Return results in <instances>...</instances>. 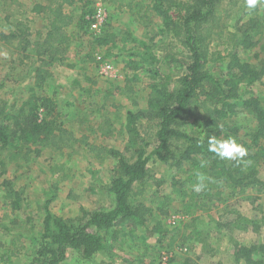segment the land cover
I'll use <instances>...</instances> for the list:
<instances>
[{
  "label": "trees",
  "instance_id": "1",
  "mask_svg": "<svg viewBox=\"0 0 264 264\" xmlns=\"http://www.w3.org/2000/svg\"><path fill=\"white\" fill-rule=\"evenodd\" d=\"M37 1L32 3L28 12L46 20L44 35L37 36L39 39L36 40L29 39L25 14L14 17L13 21L5 14L7 32H0V43L13 58H19V63L23 58L40 61L34 67L39 72L40 68L51 65L57 55L66 54L76 28L86 33L90 22L87 17L94 11L95 0ZM106 1L129 10L136 8L145 25L151 24L154 17L160 19L158 25L152 23L157 30L149 37L151 44L141 41L139 46L142 50L129 51L125 62L128 72L123 87L127 92L131 91V84L139 83L144 77L149 79L145 87L148 92L144 108L128 110L124 121L117 127V132L119 130L121 135L127 136V147L132 150L127 151L130 158H115V151L110 147L101 146L95 151V145L76 139L57 117L42 118L37 108L43 101H49L46 97H32L18 108L0 98V146L1 143L3 146L12 144L17 150L29 146L61 149L72 148L79 142L88 145V150L95 151L97 156L103 154L117 159V163L111 166L112 177L104 184L108 199L106 205L91 210L80 207L76 218L66 220L44 206L42 231L33 237L35 244L29 264H59L71 252L87 261L106 250L107 232L111 229L126 221L143 226L145 218L142 211L131 201L145 190L143 178L149 175L147 162L151 158L167 162L175 169L173 185L183 196L190 191L189 195L186 194L187 199L180 200V214L184 217L195 212L200 207L198 204L206 208L210 196L233 198L241 187L259 182L255 174L264 164V105L257 98L242 97L238 93L240 82L250 83L260 75L246 58L241 57V48H238L246 44L244 48L250 49L256 43L253 35L263 28L262 18L253 14L256 8L252 11L246 8L245 0H149L146 5L141 0ZM0 4H17V9L22 6L17 0H0ZM244 14L248 17L242 21ZM229 18L233 23L228 25L235 30L226 26ZM68 27L72 28L71 36ZM215 41L227 49L212 47ZM108 44L111 45L108 48L115 46V35L111 32L94 37L92 47ZM158 51H162V55ZM89 58L95 60L92 56ZM221 61L226 62L225 67L214 73L212 64ZM173 63L180 73L163 70ZM15 81L18 82L17 79ZM90 92L91 89H87V94ZM136 104L138 102L132 100V105ZM48 108L47 113L53 110L50 102ZM244 111L250 115V128L243 129L235 121L237 115ZM189 123L194 125L192 133L184 129ZM114 130L104 114L93 132L108 135ZM210 136L234 138L248 150L245 157L248 163L237 165L218 159L207 150ZM201 162H204V167H201ZM197 171L208 178L206 189L199 193L193 190ZM179 174L185 178H176ZM214 186L216 190L213 192ZM239 218L242 221L245 217L238 215ZM261 221L264 224V217ZM156 230L160 231L159 228ZM19 241V238L13 239L7 251L0 254L2 262L14 264L13 259L20 255L18 250L25 249L23 244L15 249ZM237 257L243 258L247 264H264V234L256 245L238 247ZM174 260L172 257L168 263L189 264L188 259Z\"/></svg>",
  "mask_w": 264,
  "mask_h": 264
},
{
  "label": "rangeland",
  "instance_id": "2",
  "mask_svg": "<svg viewBox=\"0 0 264 264\" xmlns=\"http://www.w3.org/2000/svg\"><path fill=\"white\" fill-rule=\"evenodd\" d=\"M34 1L17 0L22 3L18 9L17 4H0V32H7L5 14L11 21L25 14L28 38L36 40L37 36H43L46 20L28 12ZM140 2L146 5L149 0ZM93 8L92 15L87 17L90 22L86 33L76 28L66 54L57 55L51 65L40 68L39 72L34 67L40 61L23 58L19 63V58H13L0 43V98L18 108L32 97H46L49 101H43L37 108L42 118L57 117L76 139L95 145V151L105 146L115 151L117 159L122 156L130 158L127 151L132 150L127 147V136L121 135L119 130L117 132V127L124 121L128 110L144 108L148 92L145 87L149 79L144 77L139 83L131 84V91L127 92L123 87L128 72L125 62L129 51L142 50L141 41L151 44L149 37L157 30L152 23L158 25L160 19L154 17L151 24L145 25L136 8L129 10L106 0H95ZM72 9L77 13L76 7ZM253 14L262 18L263 28L253 35L256 43L250 49L244 48L246 44L238 48H241V57L246 58L260 75L250 83L240 82L238 93L242 97L257 98L264 105V5H258ZM247 17L244 14L242 21ZM230 22L233 23L231 18L226 21V26L235 30L228 25ZM71 29L68 27L70 36ZM105 32L115 35V46L108 48L111 46L108 44L93 48L94 37ZM211 45L223 51L227 49L216 41ZM158 53L162 55V51ZM175 64L163 70L180 73ZM225 64V61L212 64L213 72L222 71ZM87 89H91L89 94ZM132 100L138 104L132 105ZM49 102L53 110L47 113ZM98 108L100 110L95 111ZM102 113L115 129L108 135L93 132L103 117ZM235 121L243 129L252 125L247 111L240 112ZM190 124L184 129L192 133L195 129ZM3 145L0 146V254L7 251L13 239L19 238L21 242L15 249H19L20 244L25 245V249L18 250L20 255L13 259L14 264H29L35 244L33 237L42 231L44 206L66 220L76 218L80 207L91 210L106 205L104 184L112 177L111 166L117 163V159L103 154L97 156L95 151L88 150V145L79 142L72 148L61 149L29 146L17 150L12 144ZM147 166L150 172L143 178L145 190L131 201L142 211L145 226L132 225L129 221L121 223L107 232L108 243L103 252L87 261L71 252L59 264H170L168 261L172 257L177 261L188 259L189 264H247L243 258L237 257V248L256 245L264 234L261 221L264 217V186L261 184L264 183V164L255 174L258 183L241 187L233 198L210 196L207 209L198 204L200 207L185 217L180 214V200L187 199L186 194L189 195L190 191L183 196L173 185L175 169L167 162L153 161L152 158ZM176 178L180 180L185 176ZM215 190L214 186L212 191ZM238 215H243L244 220L238 219ZM236 219L238 224L234 223ZM0 264L5 263L0 260Z\"/></svg>",
  "mask_w": 264,
  "mask_h": 264
},
{
  "label": "clouds",
  "instance_id": "3",
  "mask_svg": "<svg viewBox=\"0 0 264 264\" xmlns=\"http://www.w3.org/2000/svg\"><path fill=\"white\" fill-rule=\"evenodd\" d=\"M258 5H264V0H245V7L248 9H255ZM207 145V150L220 160L232 161L237 165L248 163L245 160V157L248 156V150L242 144L237 143L234 138L220 139L210 136ZM201 167H204V162H201ZM196 179L197 183L194 185L193 190L199 193L206 189L208 178L202 172L197 171Z\"/></svg>",
  "mask_w": 264,
  "mask_h": 264
}]
</instances>
